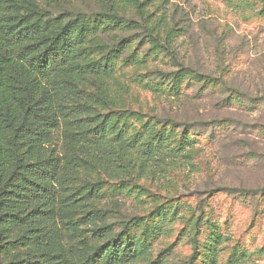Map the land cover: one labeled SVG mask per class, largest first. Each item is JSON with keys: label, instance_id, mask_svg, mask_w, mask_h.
I'll use <instances>...</instances> for the list:
<instances>
[{"label": "rangeland", "instance_id": "obj_1", "mask_svg": "<svg viewBox=\"0 0 264 264\" xmlns=\"http://www.w3.org/2000/svg\"><path fill=\"white\" fill-rule=\"evenodd\" d=\"M21 1L58 22L116 14L123 25L96 29L81 47L86 64L111 68L109 75L88 79L90 96L135 113L127 120V139L158 120L174 123V140L183 130L196 140L187 150L191 159L177 153L174 160V153L163 151L155 176L138 168H120L111 178L81 172L78 185L102 181L106 222L118 231L122 222L142 217L161 230L148 262H186L193 239L203 244L213 229L223 239L217 264H264V3ZM208 79L215 83L204 90ZM229 96L238 101L223 105ZM77 128L72 119H59L47 144L59 160L70 156L67 138Z\"/></svg>", "mask_w": 264, "mask_h": 264}, {"label": "trees", "instance_id": "obj_2", "mask_svg": "<svg viewBox=\"0 0 264 264\" xmlns=\"http://www.w3.org/2000/svg\"><path fill=\"white\" fill-rule=\"evenodd\" d=\"M121 25L112 13L58 22L21 0H0V264H167L148 262L161 230L133 217L117 231L101 207L102 181L77 184L89 170L111 178L120 168H138L155 176L166 150L174 160L177 153L191 159L187 150L196 141L186 130L174 140V123L158 120L127 139L135 113L90 96L88 79L111 68L86 64L81 47L96 29ZM203 83L205 90L215 82ZM237 101L229 96L222 104ZM59 119L78 127L68 134L71 154L64 161L47 147ZM197 241L182 264H217L221 233L212 229L203 244ZM17 247L25 253L13 252Z\"/></svg>", "mask_w": 264, "mask_h": 264}]
</instances>
